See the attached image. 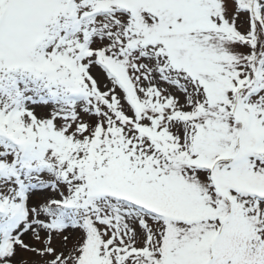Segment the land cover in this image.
I'll use <instances>...</instances> for the list:
<instances>
[{
	"label": "snow or ice",
	"instance_id": "1",
	"mask_svg": "<svg viewBox=\"0 0 264 264\" xmlns=\"http://www.w3.org/2000/svg\"><path fill=\"white\" fill-rule=\"evenodd\" d=\"M0 264H264V0H0Z\"/></svg>",
	"mask_w": 264,
	"mask_h": 264
}]
</instances>
